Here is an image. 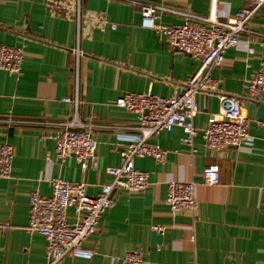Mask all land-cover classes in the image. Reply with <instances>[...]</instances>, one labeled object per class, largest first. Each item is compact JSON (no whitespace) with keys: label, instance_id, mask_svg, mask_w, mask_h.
<instances>
[{"label":"crops","instance_id":"crops-1","mask_svg":"<svg viewBox=\"0 0 264 264\" xmlns=\"http://www.w3.org/2000/svg\"><path fill=\"white\" fill-rule=\"evenodd\" d=\"M49 1L0 0V44L23 47L19 74L0 68V143L12 148L10 177H0V221L10 226L0 236V264H46L45 241L27 231L28 198L32 191L51 193L50 180L83 182L96 196L109 183L107 168L120 163L119 151L136 131L137 115L115 106L125 92L168 96L179 90L199 61L175 53L161 34L141 26L140 6L129 0H81V18L52 11ZM204 17L232 14L246 0H144ZM71 7V6H70ZM73 8V7H71ZM89 12L115 23L105 31L89 27ZM160 22L180 24L183 17L161 12ZM237 46L224 54V65L212 72L213 93H199V132L192 148L174 127L147 141L167 151L158 162L135 157L133 166L148 172V184L138 193L112 190L114 205L100 219L98 230L82 243L85 256H65L58 264H119L112 256L124 250L143 253L144 264H264V138L255 119L257 100L246 97V81L258 68L263 48L256 32L264 29V4L248 23ZM247 46L254 48L248 54ZM218 94L240 98L250 119L251 147L206 150L201 128L210 113L226 107ZM78 98L75 106L64 98ZM76 118L88 125L96 140L97 166L81 171L74 156L60 162L55 135ZM49 156L50 161H47ZM219 168L217 185L203 182L204 166ZM195 182L197 214L182 210L172 216L165 203L167 182ZM152 231L161 241L152 247Z\"/></svg>","mask_w":264,"mask_h":264},{"label":"built area","instance_id":"built-area-1","mask_svg":"<svg viewBox=\"0 0 264 264\" xmlns=\"http://www.w3.org/2000/svg\"><path fill=\"white\" fill-rule=\"evenodd\" d=\"M140 6L141 26L153 29L162 35L164 41L175 53L188 55L199 61V66L171 95L161 96L151 92H125L114 101V105L137 115V124L130 127L135 134L126 138L119 151L120 163L107 168L111 176L109 183L102 184L96 196L86 192L83 182H68L55 176L50 180L51 193L41 195L32 191L28 198V224L31 234H39L45 241L46 264H58L65 256H85L88 253L82 243L97 232L103 214L110 209L115 200L114 188L127 193L143 191L148 184V172L133 166L135 157H151L162 162L167 151L157 144L148 143V139L160 131H169L179 127L183 131V142L192 148L193 140L199 128L194 117L199 113L196 95L210 94L217 88L212 77L215 68L223 66L225 51L239 44L242 34L250 33L248 23L264 4V0H246L249 3L232 14L221 17H204L192 12H180L151 1L129 0ZM46 6L52 11H69L81 18V0H75L72 6L64 1H49ZM73 8H71V7ZM161 12L173 13L183 17L180 24L165 25L160 22ZM88 19L89 27L105 31L116 24L109 22L101 14L89 12L83 16ZM256 43L264 49V29L256 32ZM248 54L254 48L247 46ZM24 57L23 47L0 44V68L12 75L21 69ZM246 97L264 102V50L258 68L246 81ZM226 107L217 113H210L206 124L201 128L203 146L206 150L218 151L226 148L251 147L253 135L250 133V119L242 112L240 98L218 94ZM75 106L78 98H64ZM65 128L55 137L54 152L62 162L72 155L81 171L97 166L95 154L96 140L88 125L78 123L73 118L65 123ZM50 161L49 156H46ZM12 167V148L0 143V177L8 178ZM203 182L217 185L220 180L219 168L215 165L204 166ZM195 182L188 180H169L165 203L174 216L187 210L195 217L197 201ZM10 226L8 221H0V236ZM119 264H144L143 253L137 249L124 250L120 256H112Z\"/></svg>","mask_w":264,"mask_h":264},{"label":"water","instance_id":"water-1","mask_svg":"<svg viewBox=\"0 0 264 264\" xmlns=\"http://www.w3.org/2000/svg\"><path fill=\"white\" fill-rule=\"evenodd\" d=\"M255 119L257 122L262 124V126H259L256 129V136L264 138V102L263 101H257ZM151 236H152L151 245L152 247H155V245L157 243H160L161 241V233L152 231Z\"/></svg>","mask_w":264,"mask_h":264}]
</instances>
